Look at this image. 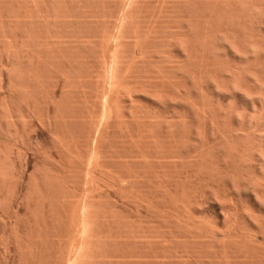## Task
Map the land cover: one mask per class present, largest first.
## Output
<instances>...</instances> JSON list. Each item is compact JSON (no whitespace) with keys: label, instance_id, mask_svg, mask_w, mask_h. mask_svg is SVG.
<instances>
[{"label":"bare ground","instance_id":"6f19581e","mask_svg":"<svg viewBox=\"0 0 264 264\" xmlns=\"http://www.w3.org/2000/svg\"><path fill=\"white\" fill-rule=\"evenodd\" d=\"M104 1L105 0H48V2H43L41 4L40 0L38 6L31 7L30 4L32 0H25L22 3H20L19 0L18 2L15 0H0V88L5 91V95H8V97L6 96L5 98L6 100L0 103V248L1 246L3 247L1 244H4V248L11 250L7 249V251L5 249L10 253L6 255V252L5 256L9 260H12L13 263L5 258L6 262L8 260L9 264H77L76 262L78 261L79 264H129L127 263L129 257L130 259L133 257L132 264H147L149 261V264H264V242H260L262 247L260 244V246H255V242L254 244L251 242L252 238L246 235L247 239L249 238L247 241L244 235L245 237L243 240H246L248 244L247 242L246 244L243 242L244 244L241 245L242 243L240 242V244L237 241L231 243L232 240L225 242L231 239L230 237H226L227 239L223 237L225 239H223V242H220V239V241L215 239L220 242L218 243L217 241V243H215L216 241L213 242L209 241V239H205L201 233L199 235L196 234L197 232L194 233L191 232L192 230L189 231V224H187L189 226L187 231L183 226L187 221H185V223L183 222V225H180L175 223L177 218L174 222L166 215L168 211L177 212L179 209L183 212L181 208H179V205L181 203L183 207L186 206L184 203L182 204L183 199H188V196L185 197V195L187 193V195H189L190 191L196 194V190L198 191L200 187L203 186L201 185L203 184V178L210 175L213 181L209 183L207 198H201L203 194H199L200 197L199 195L194 196L195 194L193 193L195 199H191V201H194V206L202 209L206 207L205 205L207 204H214L216 209L222 210L221 212L224 213L222 214L221 221L225 228L233 226L239 227L241 226L240 220L243 221V219H247L248 221H246L245 224L248 226L253 225V228L258 230V234L255 231L257 235H260L259 233L264 235V0H198L196 3H193L194 0H189V7L184 8L185 11H182V13L184 12V17L181 16L183 15L181 10L179 12L178 18L182 19H180V21L177 20V10L175 11L171 6L175 0L173 2L170 0L168 3L161 2L164 0H160V5L157 4L158 0H155L158 5L157 7H161H159L160 9L156 7L158 11H162V6L165 7L161 13L162 15H158L160 18L156 16L160 12L158 13L157 10L155 11V7L152 6L154 0H145L149 2L147 4L148 7L146 6L147 8L143 6L144 1L142 0L139 4L142 5V9L143 7H145V9L141 11L137 10L135 7L141 8V6L138 5V3V6H136L134 4L135 2H133L134 9L133 7L131 8L134 10H132L133 12H135V9L137 10L135 14L131 12L133 16L136 15L137 18L140 16L139 12L143 11L142 17H139V19L142 18V21L139 19V21H136L137 18L134 16L136 20H132L133 17H131L132 19L127 21L128 19L126 18L128 23L125 21V16L122 17L121 15H125L124 13L127 12V17L129 12L130 16L131 10L128 9L130 6L126 8V4L123 2L125 0H109L108 2L106 0L105 3ZM126 1L129 2L128 0ZM186 1L183 0L180 1L182 2L181 4L178 3V5H174H176L178 9V6L183 5ZM35 2L36 1H33V3ZM155 2H153V4ZM130 3L128 4L131 5ZM161 3H166L167 5H162ZM150 4L152 6L151 9H153L155 13L157 12L153 16L151 13L154 14V12H152L153 10L151 11ZM123 6L126 9L123 8ZM121 9L123 12L125 10V12H121ZM127 9L129 11H126ZM174 11L176 12L175 14ZM137 13H139V15H137ZM143 13L145 15H143ZM148 14L150 15L147 16ZM129 16L128 18H130ZM120 17L122 18L120 19L121 22H126L124 25L128 24L127 26L130 27L133 25L134 27L137 26V23L139 27L141 26L139 22L141 21V23H143L144 20V22L147 21V26H151L153 24H151V22H153V17H156V20L162 19L163 22L157 20L159 23L162 22L160 23V26L163 25V27H161L162 30L159 29V25L153 28V24L152 28L157 30V32L154 31L156 34L160 32L158 34L161 36L163 35L164 40H162L163 38L160 37V35L158 36V34L156 37L151 34L150 31L152 32L153 29H150V31L146 33L147 36L148 34L151 36L153 35L152 37L156 38L154 40L159 43L158 45H160L159 41L164 43V45L162 44L158 49L156 48L159 50V48L161 49L162 46H165L164 48L162 47L164 53L162 52L163 54H159L162 49L159 50V53L155 50L154 47L157 46V44L155 43L156 41L153 42V39L150 38L151 36L145 37L147 42L149 40L148 38L151 39L148 44H146V41L145 44L141 41L144 39V37L141 36H146L144 35V30H147L146 23L140 27L142 30L137 28L140 32L138 31L136 34V32H133V30L136 31V27H127L128 29L122 27L124 25L120 22ZM149 17L152 18L151 21L148 20ZM131 20L133 22H130ZM176 20L180 22L178 27L181 28V32H183L182 29L191 31L188 33L189 36L187 32L180 34L181 32L178 31L180 28H176ZM118 25H120V27ZM121 27L125 31L121 30ZM158 29L160 31H158ZM142 31L143 33H141ZM124 32H126V35H124ZM129 32H133L134 34L131 33L133 34L131 35ZM120 33H124L123 35L129 40H126L127 43H122V39L119 40L124 37L123 35L122 37ZM138 33H141V35L138 36ZM176 33L180 34V36H184L185 33L188 38L186 36L184 40L179 39L181 37ZM135 34L137 35L136 37ZM174 34L178 36L179 39L176 40V43L174 42ZM190 37H193V41H189ZM157 38L162 39L157 40ZM136 39L137 42L135 41ZM186 39L188 42L185 41ZM139 44L140 46H145L141 48V50L143 49V56L140 57L139 60L138 58L136 60L141 50L139 52L137 47V54L139 55H136L133 49L136 50V46ZM134 45H136L135 48ZM171 46L173 49H175V47L176 49L180 47L184 48L182 51L179 50V55L181 54L180 57L187 62L186 64L183 63V66H181L182 62L178 61L179 64L177 66L186 67L185 65H187L190 67H186V72L181 73V75H183L181 78L186 80V85H183L185 87L184 95L187 97H194L193 102L195 105L192 107L186 105L188 106L186 107L184 101L178 103L177 108L180 110L184 109L185 111L188 109L192 119H184V117L182 118L179 116V113L178 117L181 118V121L174 125L169 124V121L173 119L169 120L168 123L167 120L165 122L162 121L161 123L163 125L158 121L160 123L158 125L160 126H164L166 123L169 124L168 127L170 128L165 127L166 125L164 126V128H168L167 130L171 129L169 133L166 129L158 126L154 121H151V118L146 116L147 110L150 107L147 110L144 109L146 112L140 109L141 112L139 113V107V111L135 109L137 108L135 102L138 101H132L129 108L125 106L128 110L134 111V113H130L131 118H129L131 120H128L127 117L125 118V114L123 115L124 118H121L122 116L119 117V115L122 114L116 113L117 118H119L118 120H120L119 123L121 122V124L124 123L125 125V121H129L127 125L124 126L125 128L127 127L125 129L121 128L123 124L121 125L114 121L116 120L115 112L112 110V113L111 110L108 109V113L110 111L112 115L115 114L113 117L107 116L111 118V121L114 118V123L112 121L111 126L113 127L114 124L113 128L117 126V129L125 130V134H121L124 133L122 132L123 130H119V133V131L115 129L117 132L114 131V134L117 135L118 133L121 138L124 135L123 138L125 137V141L122 142L123 138L118 140L119 136L116 137V135H113L111 139L117 138L115 139V143L117 142L116 146L118 149L123 146L121 148L123 150L120 151V149V152L118 151V153H121L119 157L117 156L118 154H114L117 150L111 152L113 156H111L110 153V157H107L103 152L105 149L103 145H105L106 142L108 143L109 140H102V133L107 130L106 127V129L103 128L104 116L102 113H104L103 111L106 110V108H109V106L107 107V103L111 102V100H108L110 99L108 93L109 86L112 85V83L111 85L109 84L111 75L115 73L118 78L120 74H124L122 71H125V66L128 73H126V71L124 75H131L129 71H133L135 66H133L132 69L130 68L133 63L137 61L136 64L134 63V65H138L135 67L137 69L134 70L132 77H130H134L135 79L137 76L138 79H136V81H138V83H135L136 81H133V79L130 80L131 78L128 76H126L128 77L126 80H130L132 84L135 83L137 85L139 81L144 79V83H142V81L139 84V87L142 86V89H140H144L143 91L145 94L148 91L149 94L151 93L150 91H153L155 94L159 92L157 90L154 92V89L158 87L155 82L154 74V72L156 73V67H158L157 63L163 62L168 65L166 68L167 70H165L166 73L164 71L165 74L163 73V75H166L169 80L175 70V68L172 67L171 55L173 52L171 53ZM131 51L134 52L133 54L135 55H133ZM125 52L126 54L124 55ZM128 54L131 56L133 55L132 57L136 56L135 59L130 56L132 59L136 60L134 61L131 59L132 61H128L131 66L125 65V62H128L124 61V59H129ZM114 62L118 68L124 67L121 69L122 71L120 70L121 72L118 71L117 68H114ZM131 62L133 63L131 64ZM142 65H146L147 68H143ZM112 69H117L118 72L114 70L112 73ZM141 69L148 72L147 74L149 77ZM145 69H147V71ZM184 69L182 71H184ZM119 72L120 74L118 76L117 73ZM138 72L140 74H137ZM124 75L123 77L120 76L122 77V79L120 78L122 84L124 82L123 78H126ZM176 75L178 76V74ZM166 76H164V78ZM174 77L171 78L169 83L176 78ZM112 78L113 80L111 81L113 82L115 75H113ZM148 78L150 80L145 83V79ZM118 80L119 78L117 81ZM117 81L115 80V82ZM162 83L165 85L168 84L167 82ZM170 84L168 85L170 86ZM136 85L132 87L127 84L126 87L132 88H130V90H133V96L137 89L138 92L141 91ZM168 85H166V89L168 87L169 90ZM171 86H173V84ZM121 88H119V90ZM170 89L174 91V87H170ZM171 90H165L160 96L164 95V100L168 102L166 105H169L166 107L171 108L174 110L173 112H175L176 108L173 109L172 97L176 94L175 92H173L174 94L171 93ZM205 90L208 94L209 92L211 95L215 94L218 97L216 98L217 101L209 103L208 101L211 98L209 100L207 99V93L204 92ZM121 91H124V89H121ZM126 91L127 89H125L124 92ZM138 92L136 95H138ZM168 92L171 93V95ZM129 93L131 94L132 92L129 91ZM159 93L156 94L158 95ZM123 94L124 93H118L120 98ZM130 94L127 95L130 96ZM151 95V97H155V95ZM126 96L123 95V99ZM165 96H169L171 100H168V98L165 99ZM201 96L202 98L204 97L202 101H200L199 98ZM132 97L130 99H133ZM148 97L151 99L149 95ZM197 97L199 100L195 101ZM214 98L215 97H213V99ZM153 100L155 99L153 98ZM175 100L173 102L174 104L177 103V101L175 103ZM180 100H183V97ZM205 100L208 101L206 102ZM40 102L44 105L42 103L41 105ZM202 102L205 103L202 104ZM39 104L44 108L41 109ZM123 104L125 103L123 102ZM199 104L202 106L206 104V107H202ZM118 107H120V109L122 107L123 109V106H120V104ZM37 109H40L39 115L44 119L41 120L38 116L41 120L40 122L37 118L38 122H40L39 128L43 129V133L42 131L40 132L39 129L37 131L38 122L35 121V123H37L36 125L33 123V116H35L34 114L38 111ZM92 109L95 110V113ZM171 109L168 111H171ZM128 110H125L126 116L130 112H128ZM178 110L176 112L180 111ZM176 112L174 114L177 116ZM37 113L36 115H38ZM141 113H146L145 116L142 115V119L145 120L144 117H146L147 120H140L139 117L138 120H136L137 116ZM180 118L178 119L180 120ZM134 120H136V122ZM139 120L143 122L148 121L147 123L151 121L150 125H147L149 129H147V131L145 130L143 134L146 136L145 138H147L144 139L148 141L146 147L143 145L145 142L142 143L140 137H138L139 132L141 136V132L143 133V131L139 129V132H137V127L140 128V126L143 127V125H145V123L141 125L143 122H140L141 124L139 125ZM174 120L176 121V119ZM130 122H132V124H130ZM128 123L130 124L129 126ZM110 124L111 122L109 121V126ZM117 124L121 126L119 127ZM35 127L36 129H34ZM128 127H132L129 129L131 131L130 133L127 131ZM159 127L161 129H159L158 132L157 128ZM143 129L145 128L143 127L141 130ZM155 129H157V131ZM34 130L42 134L37 135ZM161 130L167 131L168 133H166L168 135L170 134V136H164V141L167 142L168 146L170 144L168 137L172 138L169 157L175 160L181 159L180 161L178 160V163L176 161L178 165L177 168L175 167L176 171L173 167L172 172H177L175 178L173 177L174 175H172L173 173L168 174V170L166 169L168 166L163 162V157L160 156L161 158H159V156H157L158 153L156 154V133H158V135L161 134ZM145 132L148 133V137ZM182 132L185 134L184 137L186 136V139L181 137ZM166 133H164V135H166ZM141 138V140L145 141L142 136ZM176 138H178V141ZM180 138L185 141L183 140L182 142ZM165 142H163L164 145L161 146L162 148L166 147L165 150L163 149L162 151V156L166 152V149H168L167 146H165ZM101 143H103L102 146ZM111 143L114 145V140ZM32 144H35L37 148H33ZM108 147L109 145L107 146V150ZM110 147H112V144ZM143 147L146 148L147 152L146 150H142L145 149ZM112 148H116L115 145ZM30 149L37 152L33 153L34 157L37 154L39 155L38 158L34 159L35 163H32V159L29 158L32 154ZM28 150H30L31 153L28 154V152H30ZM52 150L57 151H55L56 154L54 153V157L53 154H51L53 153ZM141 150L142 152L144 151V156L148 155H145V153H149L147 157H150V159L148 160L145 157L148 162L153 157L154 160L157 158L162 159V164L164 165L160 166L161 163L158 162V159L155 161V168L157 165L161 167V169L165 166V170L163 169L161 174L163 176L168 174V176L171 175L173 177L171 180L169 177L170 193H167L168 195L165 192L162 194L164 196L162 197L163 201H160L161 203L157 200L161 205V209L158 208L161 211L157 213L160 225L156 229V232L153 231V234L157 237V241L155 239L156 242L151 241V243L146 240L148 241V245L144 242L145 230L142 231V234L138 223L139 221L137 222L135 220L140 217L141 214L138 215L139 212H137V218H135L134 213L136 211H134V222L131 221L133 224L129 222L131 225L125 223L127 222L128 216H126V219H123L125 218L123 214L125 212H122L123 215H121L119 210L118 212L114 210L113 213H107V211L105 212V217L101 218L105 211L103 208L104 202L100 203V205L103 204V209L98 204L100 206L99 208H101L100 210L98 208V211L100 212L102 210L101 212L103 213L100 212L102 215L99 213L97 214L99 219L97 217L96 219H92V210H94L92 209V205L95 204L97 206L98 201L95 203L93 200L94 203H92V192L91 196L87 195L88 191L85 193L86 187H82L84 174L87 172L89 174L91 173V179L95 170L98 171L100 165H98L97 161H99V159L102 158L101 160H103V158L106 157L104 159H108L109 161L113 158L116 160V156L120 160L117 159L118 162L121 163L114 161V159L111 160L110 163L108 160L107 162L103 160L102 162H106V164L101 163L102 167L101 170L99 168V171L101 174L104 172V176L106 171H108L106 169L104 170V168H109L108 166H110L111 163L114 164L116 162V164L112 166H118V168H113L112 170H120L116 171L117 173L114 172L116 175L112 173L114 175L111 176V172L113 171L110 172V169V173L107 172L104 177L107 179L111 177L110 179L116 183L120 178L119 181L122 182V180L127 179L126 177L129 176L128 179L131 178L130 183H132L130 185L132 188V195H135L134 197H136L137 202L134 205L141 207L142 204L140 205V203H142V201L139 203L137 197L141 194L143 195V191L141 193V190L144 186L142 184L143 180L141 179L144 175L141 178L140 172H145L147 169V166L145 170H143L145 167L143 169L140 168L144 165L143 162L145 163V161H143L144 158H142L143 156L141 157ZM95 151L98 153L96 154ZM183 154L185 156H183ZM96 155L99 157L97 158ZM101 155H103V157ZM154 155H156L157 158H155ZM95 158L97 160H94ZM126 165L128 167L127 169L125 168ZM72 167L79 168V171H76V169L73 170L74 168ZM129 168L130 171L128 174ZM158 169L160 170V168ZM170 170H172V168ZM255 170H258V174L261 172V175L255 174ZM144 172L142 174H144ZM146 173L149 174L148 171H146ZM146 173L145 176L147 175ZM149 175L150 178H152L151 173ZM149 175H147V177ZM87 182L88 181H86V183ZM205 182L207 183L208 181ZM9 183L11 186H9ZM109 184L110 183H108V185ZM123 184L124 183H118L121 190L122 186L124 188ZM120 185L122 186L120 187ZM223 186L229 187L234 193H229V188L226 189L223 188ZM9 187H12L11 191ZM158 187L156 186L157 189H159ZM82 188H85L83 190L84 192ZM119 188L118 194L122 195L124 192H119ZM125 189L126 188H124V190ZM8 190L12 195H7L10 194ZM83 195H85V198L86 196H90L89 201L88 197L87 199L84 198V200L88 201V203L85 201L88 207H84ZM7 196L9 199H7ZM244 197L246 201L249 199L250 202H244ZM229 198L234 199L231 201ZM109 202L111 203V201ZM109 202L107 201L106 204ZM112 203L115 204L114 202ZM4 205L7 206V208L5 206L6 209ZM160 205H157V207ZM96 206H94V208L97 211ZM190 207L193 208V205ZM108 208L111 209V206ZM138 208H136L137 211ZM205 210L204 213L208 211ZM98 211H93L95 213L93 215L96 216ZM164 211L166 212L164 213ZM116 213L118 214L116 215ZM189 217L191 218V216ZM195 218V224H197L198 216ZM195 218L193 219L195 220ZM100 219L103 220L100 222ZM181 219L184 221L185 218L182 217ZM123 220H125V222ZM138 220L141 219L138 218ZM180 221L178 220L177 222ZM189 221L191 222L190 219ZM193 223L194 221L192 224ZM202 224L206 225L205 220ZM205 225H201L203 226L201 228H204ZM151 226L150 227L153 228V224ZM243 228L244 227L241 229ZM250 229H252V227ZM194 230L193 228V231ZM214 230L215 228L211 230V233ZM214 232L216 233L215 235H217V232ZM230 232H234V229L231 228ZM248 232H246V234H248ZM222 233L225 236L226 233ZM206 235L209 236L211 234ZM140 238L143 240L141 241L142 243L139 241ZM250 239L251 241H249ZM254 239L256 238L254 237L253 240ZM94 243L96 246L93 245ZM11 246L14 247L15 252H13ZM126 246H128V248ZM12 252L14 255H12ZM145 257L150 260L148 259V261H145L147 260L146 258L144 263L143 258ZM72 261L74 262L72 263Z\"/></svg>","mask_w":264,"mask_h":264},{"label":"rangeland","instance_id":"374dc122","mask_svg":"<svg viewBox=\"0 0 264 264\" xmlns=\"http://www.w3.org/2000/svg\"><path fill=\"white\" fill-rule=\"evenodd\" d=\"M15 1L18 2V0H15ZM23 1H25V0H19L20 3H22ZM33 1H36V2L33 3ZM39 1H40V0H32V3L30 4L31 7H32V6H35V7L38 6V2H39ZM108 1H109V0H107V2H108ZM128 1H129V2H127V1L125 0V1H123V2H124V4H126V8H127L128 6H130V7H128V9L131 10V11H130V16H129V12H128V16H129L130 18H128V16L126 17V15H127L126 13H127V12H125V10H124V12H125V13H124V12L122 11V9H121V12H123V13L125 14V15L121 14L122 17L125 16V21H126L127 19H128L127 21H129V19H132L131 17H133L132 20H136V19H134V18H135L134 16H136V15L133 16V13L135 14V12H136L137 10L141 11V10L145 9V7L147 6V4L149 3V2H146L145 0H143V1H144V2H143V6H145V7H143V9H142V5L139 4L140 1H142V0H135V1H134V0H128ZM131 1H132V2H131ZM137 1H138V2H137ZM148 1H149V0H148ZM152 1H153V0H152ZM169 1H170V0H167V1L164 0V1H161V2H167V3H168ZM171 1L173 2L174 0H171ZM176 1H177V0L174 1L175 3L173 2V5H174V4L178 5V3L181 4L182 2H180V1H183V0H180V1L178 0L177 2H176ZM185 1H186V0H185ZM190 1H193V0H190ZM190 1L187 0L186 3H183L184 6L188 4V5L185 6V7H184L183 5H181V6L179 5L180 8H179V6H178V9L176 8V7H177L176 5H174L175 8H176V9H175L174 6L170 4V5L172 6V9H174L175 11L177 10L176 12H178V13H176V12L174 11V14L176 13V16H177V20H178V21H180V19H181V18H178V17H179L178 15H179L180 10H181V13H182V11L184 10V8L189 7V2H190ZM196 1H198V0H194L193 3H196ZM43 2H48V0H41V4H42ZM105 2H106V0L104 1V3H105ZM130 2H131V3H130ZM133 2H135L134 4H135L136 6H138V5L141 6V8H139V7L137 8V7H135V8L137 9V10L135 9V12H133V11H134V10H133V9H134V7H133V6H134V5H133ZM153 2H155V0H154ZM153 2H152V6L155 7V11H156V10L158 11V9L161 8L160 6H159L160 8L157 7L158 5H160V4H159V3H160V0L157 1V4H158V5L156 4V2L154 3V4H155V5H154ZM29 3H30V1H29ZM39 3H40V2H39ZM128 3H130L132 6L129 5ZM137 3H138V5H137ZM145 3H146V4H145ZM32 4H33V5H32ZM124 4H122V5H124ZM141 4H142V3H141ZM161 4H162V3H161ZM165 4H166V3H165ZM165 4H162V5H165ZM39 5H40V4H39ZM162 5H161V6H162ZM166 5H167V4H166ZM150 6H151V4H150ZM152 6L150 7V9L152 8ZM132 7H133V9H131ZM147 7H148V6H147ZM147 7H146V8H147ZM156 7H157L158 9H157ZM181 7H183V8H181ZM123 8H125V7L123 6ZM126 8H125V9H126ZM164 8H165V7L162 6V11H163ZM128 9H127L126 11H129ZM150 9H149V10H150ZM132 10H133V11H132ZM152 10H153V9H151V11H152ZM145 11H146V10H145ZM162 11H161V10L158 11V13H159V12H160V13L156 15L157 18H160L159 16L162 15V14H161ZM184 11H185V10H184ZM121 12H120V13H121ZM131 12H133V13H131ZM142 12H143V11H142ZM142 12H139V13H140V16L142 15ZM146 12H149V11H146ZM152 12H154V10H153ZM120 13H119V16H120ZM139 13H137V15H139ZM144 13H145V12H144ZM144 13H143V15H145ZM156 13H157V12H156ZM156 13L154 12V14H153V13H151V14H152V16H153V15H155ZM181 13H180V14H181ZM131 14H132V15H131ZM160 14H161V15H160ZM182 14H183V15H181V16L184 17V12H183ZM149 15H150V14H148L147 16H149ZM158 15H159V16H158ZM119 16H118V17H119ZM140 16H138V18H137V16H136V18H137L136 21H139V20L142 19V18L139 19ZM147 16H146V19H147ZM152 16H151V17H152ZM141 17H142V16H141ZM151 17H149L148 20L151 21V19H152ZM126 18H127V19H126ZM143 18H144V17H143ZM120 19H122V18L120 17L119 20H120ZM138 19H139V20H138ZM132 20H131L130 22H133ZM157 20L159 21L160 19H157ZM157 20H156V17H153V19H152L153 22H151V24L153 23L154 26H153V24H152L151 26H147V23H146L147 21L144 22L145 20L143 21V23H141L142 20L139 22V23L141 24V26H139V27H138L139 24L137 23V26H135L136 28L134 27V25H133V23H132L133 26H131V27H133V28L136 29V31L133 30V32H134V33L136 32V34H137V32L139 31L138 29L142 30L140 27H142V25H143V24L145 25V23H146V26H147L146 29H147V30H144V31H145V32H144V35H146V36H141V37H144V39L141 40V41H143V44H145V43L147 42V40H145V37L151 36V35H149V34H148V36H147V33H146L147 31H150V29L152 30V29L155 28V26H157V25H159V29L162 30L161 27H163V25L160 26V25H161L160 23H162L163 21H162V19H161L160 21H162V22L159 23ZM177 20L175 21V24H176V28L178 29V28H180V27H178V26H179L178 24H179L180 22H178ZM181 20H182V19H181ZM127 21H126V22H127ZM154 21H155L156 25H155ZM156 21H157V22H156ZM120 22H121V20H120ZM120 22H119V23H120ZM126 22L123 21V22H121V23H123L122 25H124V23H126ZM177 22H178V23H177ZM127 23H128V22H127ZM148 23H149V21H148ZM157 23H159V24H157ZM130 24H131V23H130ZM122 25H121V26H122ZM127 25H128V24H125V25L122 26V27H123V28H127V27L131 28L130 26H127ZM135 25H136V24H135ZM149 25H150V23H149ZM118 26L120 27V25H118ZM152 26H153V28H152ZM172 26H173V25H172ZM119 27H118V28H119ZM122 27H121V30H123ZM143 27H144V26H143ZM148 27H149V30H148ZM173 27H174V26H173ZM137 28H138V29H137ZM144 28H145V27H144ZM157 28H158V27H157ZM119 29H120V28H119ZM127 29H128V28H127ZM127 29H126V30H127ZM159 29H158V31H160ZM172 29H174V28H172ZM172 29H171V30H172ZM182 30H183V32H187V34L191 32V31H189V30H188V31H186V30H184V29H182ZM118 31H119V30H118ZM118 31H117V35H118ZM123 31H125V30H123ZM123 31H121V32H123ZM129 31H130V29H129ZM131 31H132V30H131ZM154 31L157 32L156 29H153L152 32L150 31V33L153 34V35L156 37L157 34L160 33V32H158V33L156 34V32H154ZM173 31H174V30H173ZM178 31L181 32V28H180V30H178ZM133 32H131V33H133ZM139 32H140V31H139ZM183 32H181L180 34H182ZM124 33H125V34H124ZM124 33H122V34L120 33V35H121V36H122L123 34L126 35V32H124ZM127 33H128V32H127ZM129 33H130V32H129ZM131 33H130V34H131ZM134 33H133V34H134ZM141 33H143V31H142ZM141 33H140V34L138 33V36H140ZM145 33H146V34H145ZM133 34H131V35H133ZM136 34H135V37L137 36ZM162 34H163V33H162ZM176 34L180 36V34H178V33H176ZM191 34H192V33H191ZM124 35H123V36H124ZM131 35H130V36H131ZM153 35H152V36H153ZM159 35H160V34H158V36H159ZM115 36H116V35H115ZM123 36H122V37H123ZM127 36H128V34H127ZM152 36H151L150 38L153 39V42L156 41V40H154V39H156V38H155V37L153 38ZM175 36H176V35L174 34V38H175V39H174V38H173V39H174L175 41H174V40H173V41L176 43V40H179V39L184 40V39L186 38L187 35L184 33V36H185V37L182 35L183 37L180 36L181 38H179V39H178V36H176V37H175ZM188 36H189V34H188ZM188 36H187V38H188ZM190 36H191V35H190ZM128 37H129V36H128ZM160 37L163 38V35H162V36L160 35ZM123 38H124V39H123ZM123 38H120L119 40H121V39H122L123 41H126V40H127V38H126L125 36H124ZM125 38H126V39H125ZM150 38H148V39L151 41ZM162 38H161V39H162ZM190 38H191V37H190ZM190 38H189V41H193V37H192L191 39H190ZM115 39H117V38H115ZM128 39H129V38H128ZM159 39H160V38H157V40H159ZM161 39H160V40H161ZM149 40H148V42H147L146 44H148V43L150 42ZM162 40H164V38H163ZM123 41H121V42H122V43H127V41H129V40H127L126 42H123ZM135 41L137 42V39H136ZM145 41H146V42H145ZM185 41H187V39H186ZM159 42H160V45H158L159 43H157V41L155 42V43L157 44V46L154 47L155 50H157L158 47H160L162 44L164 45V43H161V41H159ZM187 42H188V41H187ZM140 44H142V43H140ZM140 44H139L138 46H136L137 43H136V45H134V48H135V46H136V50H135V49H133V50H134V52H135L136 55H139V54H137V53H138V49H139V52H140L141 48H142V47L144 48V46H145V45H144V46H140ZM123 46H125V45H123ZM137 47H138V49H137ZM139 47H140V48H139ZM162 47H163V46H162ZM162 47H161V49H162ZM164 47H165V46H164ZM164 47H163V48H164ZM174 47H175V46H174ZM123 48H125V47H123ZM156 48H157V49H156ZM171 48H172V46H171ZM125 49H127V48H125ZM161 49L159 48V50H161ZM159 50H157L158 53H159ZM170 50H171V53L173 52L172 55H171V57H172V67L175 68V70L173 71L172 76L170 77V80H171V78L174 77V75H175V77H176V76H177L176 74H178V76L176 77L178 80L174 77L175 79L172 80V81L170 82V83L173 84V86H171L172 84L169 83V81H170L169 78H168L166 75H163L164 71L167 70L166 68L168 67V65L165 64V63H163V62H162V63H157L158 65H157V64H156V65H157L158 67H156V73L154 72V74H155V82H156V85H158V87H157V88L155 87L156 89H154V92H156L155 90L159 91L160 93H159V92H156V93H159L158 95H157L156 93L154 94L153 91H150L151 93L149 94V93H148V92H149L148 90H147L148 92H146V94H145V92L143 91L144 89L141 90V89H142V86L139 87V86H140L139 84H140L142 81H143L142 83H144V79H143V80L140 79L141 81H139V84L136 85L135 83H138V81H136V79H138L137 76H136L135 79H134V77L131 78V77H132V73H134V70L137 69V68H135V67L138 66V65H137V66L134 65V63H135V64L137 63V61H136L137 58H138V60H139V58L143 56V49L141 50L142 55H141V52H140L139 57H138V56H137V57H136V56L132 57V56L135 55V54H133L134 52L131 51L133 55L131 56L130 54H128V55H129V56H128L129 59L127 58V56H126L127 60L124 59V61H127V62H128V61L131 60L132 58L135 59V57H136V60L132 59V60H134V61H136V62H134V61H133L134 63L131 62V64L133 63V65H132L131 68H130V66H131V65H130V62H128V63L125 62V65H127V66L130 65V66H129L130 69H132L133 66H135V67L133 68V69H134L133 71L130 70L131 73H130V71H129V74H131V75H127V74H126V76H128V77L131 76V77H130L131 79L129 78L130 80L133 79V81H134V80L136 81L135 83H133L134 85L130 82V80H129V81L126 80V79L128 78V77H126V76L124 75L126 71H127L126 73H128V70L126 69V66L123 65V66H125V68H124V67H122V68H118V66L116 65V63H115V62L113 63V64H114V68H117L118 71H120V70L123 69V68L125 69V71H124V70H123V71L121 70L122 72H124V74H123V73L120 74V72H121V71H120L119 73H117V75L119 76V74H120V76H122V77H123V75H124L126 78H123V79H124L123 84H122V82H121V81H122V80H121L122 77L119 76V77H118L119 80L117 81L118 78L116 77V74L113 73V71H114V70H116V72H118V71H117V69H114V70L112 69V73H113V74L111 75V79L109 80V81H110L109 84L111 85V83H112V85H111L112 87L109 86V87H110L109 90H110V92H111V90H112V92H111L112 94H111V93L109 92V90H108L109 97H110V99H108V100H109V101L111 100V102H108V103H107V107L109 106V108H106V110L103 111L104 113H102L103 116H104V117H103V122H104V124H103V128L106 127L107 130H106L104 133H102L104 138L100 135V136L102 137V140H104V141H108V140H109L108 143H107V142H106V143L104 142L106 146L103 145V148H105L103 152L107 155V157H110L109 154H110L112 151H115V150H117V151H116V153H114V154H118L117 156L119 157V156H120L119 154H121V153H118V151L123 147V146H122L120 149H118L117 146H116L117 142L115 143V141H116L115 139H117V138H113V139H111L113 135H116V134H114V131H115V129H117V126H115V128H113V127H114V124H113V127H112L111 125H112V121H113L114 118H113L112 121H111V120H110L111 118H108L107 116L109 115V117H113V115L115 116L116 113H119V114H122V115H119V117H121V116H122L121 118H124V117L126 118V117H127V119L129 120V119L131 118V114H130V113H131V112L134 113V111H131L130 109L128 110V108H129V106L131 105L132 101H134V102H135V101H138V102H135V104L138 105V106L136 105L137 108H135V109H137V111H139L140 109H143V110L145 109V110H147L149 107L151 108V109L149 108V109L147 110V115H146V113H141V114H140L141 116H140V115L137 116V115H138V113H137V115H136V116H137V119H136V120H138V117L140 118V120H143V119H142V118H143L142 115H144V116L146 115L147 117L151 118V121H154V122L158 125V124H160L162 121L165 122V121L167 120V123H168L169 120H172V119L174 120V119H176V121H175V120H174V121H173V120H172V121H169V124L174 125L175 123H179V121H181V118H180V117H182V118L184 117V119H189V120L192 119V116L190 115L191 113L189 112L188 109H187V111H188L189 113H188L187 111H185L184 109H183V110H182V109L180 110L179 108H177V107H178V103H181V102H184V101H185L184 104L186 103L185 106H186V105H189V106L192 107L193 105H195L194 102H193V101H194V97L192 98V97H187L186 95H184V94H185V91H184V90H185V87H184V86L186 85V80H184L183 78H181V77L183 76V75H181V73H182V72H186V70H187L186 67H187V68L189 67V66L185 65L187 61L185 62L184 59H183L182 57H180L181 54L179 55V50L182 51V50H184V48H183V47H180V48H177V49H176V47H175V49L172 48V49H170ZM172 50H173V51H172ZM128 51H129V50H128ZM163 51H164V49H162V50L160 51L159 54H163V53H164ZM126 52H127V51H126ZM126 52L124 53V55L126 54ZM162 52H163V53H162ZM129 53H130V52H129ZM130 56H131L132 58H131ZM132 60H131V61H132ZM178 61H179V62H182V63H181V66H183V65H182L183 63H185L184 65H185L186 67H178V66H177V65L179 64ZM138 62H139V61H138ZM160 62H161V61H160ZM217 62H219V61H217ZM188 63H189V62H188ZM159 64H161V65H159ZM115 65H116V66H115ZM188 65H190V64H188ZM179 66H180V65H179ZM140 67H141V66H140ZM142 67H143V68H145V67L147 68L146 65H144V66L142 65ZM142 67H141V68H142ZM138 68H139V67H138ZM182 68H183V69L185 68L184 71H182V70H183ZM189 68H190V67H189ZM141 70H143V72L146 73V74L148 73V72H145L144 69H141ZM145 70L147 71V69H145ZM154 70H155V66H154ZM178 70H179L180 72H179ZM141 73H142V72H141ZM165 73H166V71H165ZM165 73H164V74H165ZM179 73H180L181 76L179 75ZM137 74H140V73L138 72ZM146 74H145V75H146ZM113 75H115V78H114V81L112 82L111 80H113V78H112ZM141 75H142V74H141ZM147 75H148V74H147ZM164 76H166V77L164 78ZM141 77H142V76H141ZM143 77H144V75H143ZM148 77H149V75H148ZM116 78H117V79H116ZM120 78H121V79H120ZM145 78H147V77H145ZM162 78H163V79H162ZM167 78H168V80H167ZM180 78H181V79H180ZM115 80H116L117 82H115ZM125 80H126V83H125ZM149 80H150L149 78H148V79H145V81H146L145 83H147ZM189 80H190V79H189ZM194 80H195V79H194ZM119 81H120V82H119ZM175 81H176V82H175ZM184 81H185V83H184ZM128 82H129V83H128ZM162 82H167L168 84H170V86H169L168 84H166V85L169 86V90H171L170 87H172V88L174 87V91H173V89H172V90H171L172 92H171V91H170V92H171V93L175 92L176 95H173V97H172V96H171V97H172V99H173L172 101L174 102V100L176 99V100H175V103H176V101H177V103L174 104L172 101H171V102H172V104L174 105V106H173V109L176 108V109H175V112H176L178 109L180 110V111L178 110L179 112H176V113H177V116L174 114V113H175V112H173L174 110H172L171 108H167L169 105H166V104H168V102H167L166 100H164V97H163L164 95H163V96H162V95L160 96V94H163V92H164L165 90H166V91H169V90H168V87H167V89H166V85L163 84ZM173 82H174V83H173ZM117 83H118V84L120 83L121 85L119 84V85H120V86H119ZM161 83H162L163 85H162ZM179 83H180V84H179ZM182 83H183V84H182ZM114 84H115V85H114ZM125 84H126V85H125ZM127 84H129L130 86H132V85H133V86L136 85V87L138 86L139 89L141 88L140 90H141L143 93H142L141 91L138 92V89H137L136 93L138 92V95H136V93H135L134 96H135V95H136V96L134 97V96L132 95V94H133V90H132V91L130 90L131 87H130V88L128 87L129 89L126 88V87H127ZM131 84H132V85H131ZM116 85H117V86H116ZM141 85H142V84H141ZM159 85H160V87H159ZM161 85H162V86H161ZM164 85H165V86H164ZM183 85H184V86H183ZM113 86H114V87H113ZM124 86H125V88H124ZM133 86H132V87H133ZM121 87H123V88H121ZM136 87H135V88H136ZM113 88H115V89H113ZM119 88H121L122 90L124 89V91H125V89H127L128 92L126 91V92H127V93H126V92H124V91H121V89L119 90ZM175 88H176V89H175ZM183 88H184V89H183ZM131 89H132V88H131ZM133 89H134V88H133ZM113 90H114V91H113ZM179 90H180V91H179ZM129 91L132 92V93L130 94ZM178 91H179V92H178ZM182 92H183V94H182ZM204 92H206V90H205ZM0 93H1V94H0V103H1L2 101L4 102V100H6L5 98H6V96L8 97V95H5V94H6L5 91H3V89L1 90V88H0ZM4 93H5V94H4ZM113 93H114V94H113ZM118 93H119V94H120V93H121V94L124 93V94H123L124 96H126L127 94H130V96H131V95L133 96V97L131 96L133 99H130L131 97L128 96V95H127L126 97H124V99H123V95H121L122 97L120 98V96L118 95ZM125 93H126V95H125ZM166 93H167V92H166ZM168 93H169V92H168ZM171 93H169V94L171 95ZM178 93H179V94H178ZM206 93H207V92H206ZM151 94L155 95V97H151V96H152ZM164 94H165V93H164ZM169 94H168V95H169ZM173 94H174V93H173ZM177 94H178L179 96H178ZM116 95H117V96H116ZM139 95H140V96H139ZM143 95H144V96L146 95V96L144 97ZM148 95L150 96L151 99H149ZM156 95H157V96H156ZM165 95H166V94H165ZM182 95H184V96H182ZM2 96H3L4 98H3ZM118 96H119V97H118ZM159 96H160V98H159ZM181 96L183 97V100H180V99H182ZM203 96H204V93H203ZM206 96H207V99H208V100L211 98L209 101H208V100H205L206 102L208 101L209 103H213V101L216 102V101H217L216 98H218L215 94H214V95H211L210 92H209V94L207 93ZM209 96H210V97H209ZM212 96L215 97V98L213 99ZM107 97H108V96H107ZM109 97H108V98H109ZM114 97H116V98H114ZM128 97H130V98H128ZM162 97H163V98H162ZM176 97H177V98H176ZM180 97H181V98H180ZM204 97H205V96H204ZM204 97H203V98H202V96L199 97V98H200V101H202V99L204 100ZM2 98H3V100H2ZM118 98H120V99H118ZM153 98H154L155 100H153ZM158 98H159V99H158ZM166 98H168V100H171V99H169V96H168V97L165 96V99H166ZM174 98H175V99H174ZM178 98H179V99H178ZM184 98H185V99H184ZM199 98L197 97L195 101L199 100ZM125 99H126V100H125ZM119 100H120V101H119ZM124 100H125V101H124ZM158 100H159V102H158ZM163 100H164L165 103L163 102ZM178 100H179V102H178ZM156 101H157V102H156ZM211 101H212V102H211ZM113 102H114V103H113ZM121 102H122V103H121ZM123 102H124L126 105L123 104ZM134 102H133V104H134ZM139 102H140V104H139ZM147 102H148V103H147ZM41 103H42V102H40V104H41ZM118 103L120 104V106H123V109H124V110L122 109V107H121V109H120V107H118V106H119ZM203 103H205V102H202V104H203ZM40 104H39V105H40ZM42 104H43V103H42ZM42 104H41V105H42ZM108 104H109V105H108ZM113 104H114V105L116 104L117 107H116V105H115V108H114V105H113ZM159 104H160V105H159ZM39 105H38V107H39ZM41 105H40V107H41ZM43 105H44V104H43ZM142 105H143V106H142ZM199 105H200V104H199ZM125 106H128V108H127V107L125 108ZM166 106H167V107H166ZM200 106H202V105H200ZM203 106L206 107V104H204ZM203 106H202V107H203ZM138 107H139V110H138ZM143 107H144V108H143ZM186 107H188V106H186ZM194 107H196V106H194ZM197 107H199V106H197ZM42 108H44V107L42 106L41 109H42ZM110 108H111V109H110ZM117 108H118V109H117ZM108 109L111 110L112 113H113V111H114L115 114L112 115V113H110V111H109V113H108V112H107ZM119 109H120V110H119ZM169 109H171L172 112H171V111H168ZM199 109H200V108H199ZM37 110H38L39 112L36 111V113L38 112V113H37L38 115H36V113L34 114L35 116H33V117H34L36 120L33 118V121H34L33 123H35V121L38 122L37 118H38V116L40 117V115H39V113H40V109H37ZM102 110H103V109H102ZM112 110H113V111H112ZM118 110H119V111H118ZM121 110H122V113H121ZM125 110H126V111L128 110V112L130 111V112H129L130 115L127 113L128 115L126 116V111H125ZM143 110H142V111H143ZM145 110H144V111H145ZM92 111L94 112L95 110L92 109ZM100 111H101V110H100ZM100 111H99V112H100ZM116 111H117V112H116ZM124 111H125V112H124ZM144 111H143V112H144ZM181 111H185L186 113H185V112H181ZM200 111H202V110H200ZM93 112H92V114H93ZM96 112H97V110H96ZM123 112H124V113H123ZM135 112H136V111H135ZM140 112H141V110L139 111V113H140ZM145 112H146V111H145ZM169 112H170V113H169ZM94 113H95V112H94ZM97 113H98V112H97ZM179 113H180V115H179ZM182 113H183V114H182ZM110 114H111V116H110ZM124 114H125V115H124ZM135 114H136V113H135ZM154 114H155V115H154ZM171 114H172V115H171ZM187 114H188V115H187ZM123 115H124V117H123ZM152 115H153V116H152ZM173 115H175L176 117L173 116ZM178 115H179L180 117H178ZM189 115H190V116H189ZM42 116H43V115H42ZM158 116H159V117L161 116V117L159 118ZM169 116H170V117H169ZM115 117H116V118H115L116 120L119 119V118H117V114H116ZM129 117H130V118H129ZM172 117H173V118H172ZM186 117H188V118H186ZM190 117H191V118H190ZM144 118H145V120H147L146 117H144ZM149 118H148V119H149ZM166 118H167V119H166ZM178 118H180V120H179ZM38 119H39V118H38ZM40 119H41V120H44V119L41 118V117H40ZM40 119H39V121L41 122ZM127 119H125V120H127ZM116 120H114V121L117 122V123H119L120 120H118V121H116ZM121 120H123V119H121ZM125 120H124V121H125ZM128 120L125 121V122H126L125 125H127V122H129ZM130 120H131V119H130ZM136 120H134V121L136 122ZM140 120H139V123H138L139 125H140L143 121H145V120H143V121H140ZM149 120H150V119H149ZM193 120H194V118H193ZM109 121L111 122V124H110L111 127L109 126ZM114 121H113V123H114ZM151 121H150L149 123H147V122H148V121H147V122H143V123L141 124V125H143V124L145 123V125H146V126L143 125V127L145 128V129H143V130H141L143 127H141V126H140V128L137 127V132H139V129H140V131H143V133L141 132V136L143 137V139L146 137V136L143 135V134H144V131H145V130L147 131V129H149V128L147 127V125L149 126L150 123H151ZM156 121H157V122L159 121L160 123H159V122L157 123ZM40 122H38V124L35 123V125H36V124L38 125V127H37V131H38V129H39V131H40V132L42 131V133H43V132H44L43 129L39 128V125H40L39 123H40ZM122 122H123V121H122ZM132 122H133V121H132ZM132 122H130V124H132ZM140 122H141V123H140ZM170 122H171V123H170ZM167 123H166V124L164 123V124L166 125V126L164 125L165 127H168V126H169V124H167ZM119 124H121V122H120ZM119 124H117L119 127L123 124V125H122L123 127L121 126V128H125V127H124V126H125L124 123H122L121 125H119ZM130 124L128 123V126H129ZM136 124H137V123H136ZM161 124H162V123H161ZM42 125H43V121H42ZM42 125H41V126H42ZM162 125H163V124H162ZM171 125H170V126H171ZM41 126H40V127H41ZM155 126H156V125H155ZM158 126H160V125H158ZM164 126H160V127H163V129H166V130H167L168 128H170V127H168V128H164ZM160 127L157 128V129H158V132H159V129H161ZM42 128H43V127H42ZM106 128H105V129H106ZM108 128H109V131H108ZM110 128H111V129H110ZM126 128H127V127H126ZM126 128H125V129H126ZM130 128H132V127H130ZM130 128L128 127V129H127V131H128L129 133L131 132V131L129 130ZM155 128H156V127H155ZM171 128H172V126H171ZM34 129H36V127H35ZM157 129H155V130L157 131ZM163 129H162V130H163ZM117 130L119 131V130H123V129H117ZM117 130H116L115 132H117ZM131 130H132V129H131ZM162 130H161V131H162ZM34 131H35V133H37L36 130H34ZM107 131H108V132H107ZM127 131H126V132H127ZM167 131L170 133L171 129H170V130H167ZM167 131H166V132H167ZM40 132L37 133V135H38V134H39V135L42 134V133H40ZM101 132H102V130H101ZM122 132H124V133H121V134H125V130H123ZM166 132H165V131H162V133L159 134V135H158V133H156V134H157V136H156V140H155V141H156V154L158 153L157 156H159V158L163 157V158H162V159H164L163 162L165 163V165L168 166V167L166 166V167H167L166 169L168 170V174H172V173H173V172H172V171H173V167H174V168H175V167L177 168L178 165L176 164V161H177V163H178V160H179V159H178V160H175L174 158H172V157L170 158V157H169V156H170V147H171V140H172V138H169V137H168V140H169L170 142H169L167 139H165L166 141H168V142L170 143L169 146H168L167 142L164 141V138H165L164 136L167 137V136H170V134L168 135V134H167L168 132H167V133H166ZM119 133H120V131H119ZM145 133H146V132H145ZM164 133H166V135H164ZM104 134H106V135H104ZM111 134H112V135H111ZM147 134H148V133H146V135H147ZM182 135H183V136H182ZM182 135H181V137L184 138V139H186V138H185L186 136L184 137L185 134H183V132H182ZM105 136H106V137H105ZM117 136H119V139H118V140H120L121 137H120V135H119L118 133H117L116 137H117ZM123 136H124V135H123ZM123 136H122V138H123ZM141 136H140V132H139V136H138V137H140V141H141L142 143L145 142V144H143V145L146 147V143H147L148 141H146L145 139H147V138H145V139H144L145 141H143V140H141V139H142ZM101 137H100V138H101ZM147 137H148V135H147ZM179 137H180V136H179ZM105 138H106V139H105ZM107 138H108V139H107ZM122 138H121V139H122ZM182 138H180V139L182 140ZM124 139H125V137L123 138L122 142L125 141ZM148 139H149V138H148ZM176 139H177V141H178V138H176ZM184 139H183V140H184ZM110 140H111V141H110ZM113 140H114V143H115L114 145H115V147H116L117 149H116V148H112V147L114 146L113 143H111V142H113ZM118 140H117V141H118ZM183 140H182V142H183ZM184 141H185V140H184ZM120 142H121V141H120ZM163 142H165V143L167 144V145L165 144V146H167L168 149H166V152L164 151L165 153H164L163 156H162V153H163L162 151H163V149L165 150V148H166V147H164V148L161 147V146L164 145ZM33 143H34V142H33ZM124 143H125V142H124ZM102 144H103V143H101V146H102ZM111 144H112V147H110ZM120 144H121V143H120ZM120 144H119V145H120ZM30 145H31V144H30ZM32 145H33V144H32ZM108 145H109V147H108V150H107V146H108ZM121 145H122V144H121ZM35 147H36V146H35V144H34V145H33V148H35ZM118 147H120V146H118ZM145 147H143V148H145ZM36 148H37V147H36ZM111 149H112V150H111ZM113 149H114V150H113ZM160 149H161V150H160ZM30 150H31V149H30ZM30 150H28V151H30ZM32 150H33V149H32ZM32 150H31V151H32ZM97 150H98V148H97ZM102 150H103V149H102ZM105 150H106V151H105ZM122 150H123V149H121L120 151H122ZM142 150H146V148H145V149H142ZM142 150H141V152H142ZM167 150H168V151H167ZM31 151L28 152V154L31 153ZM55 151H56V150H52L53 153H51V154H53V157H54V153L56 154V152H57V151H56V152H55ZM120 151H119V152H120ZM160 151H161V152H160ZM95 152H96V151H95ZM146 152H147V150H146ZM26 153H27V152H26ZM33 153H37V152L32 151V154H33ZM97 153H98V152H96V154H97ZM104 153H102V154H104ZM143 153H144V151L142 152L141 157L143 156L142 158H144V160H143V159H142V160L145 161V163L143 162V164H144L145 166L142 165V167H140V168L143 169V168L145 167V168L143 169V170H145V169H146V166H147L146 171H148L149 174L151 173V177H152V178H150V175H149L148 173H146V171L144 172L143 170L140 169L141 171L144 172V174H142L143 172H140V177H141V178H142V176L144 175L143 178L141 179V180H143V183H142V184H143V186H144L143 189L141 190V193H142V191H143V195L141 194L143 197H142L141 195H139V196L137 197V200H138L139 203H140V201H142V203H140V205L142 204L141 207H139V206H137V205H134V204L137 203V202H136V197H134L135 195H134V194L132 195V188H131V186H130L132 183H130V181H131L130 179H131V178L128 179L129 176L126 177L127 179L122 180V182L119 181V180L121 179V178H120L119 180L116 181L117 184H116L113 180L110 179L111 177L108 176V177H109L108 179H109L110 182L108 181V179H107L106 177H104V176H106L107 172H109L110 169H111L110 172L113 171V172H111V176L114 175V174L116 175V173H117L116 171H119V170H120V169H119V170L114 171L115 169L118 168V166H117V165H116L117 167L112 166V165H115L116 162H118V160H119L115 155H114V156H115L116 160H115L114 158H113V159H114V161H116V162H115L114 164H113V163L110 164V166H111L112 168H111L110 166H108L109 168H107V167L104 168V167H103L104 170H105V169L108 170V171H106V173H105L104 176H103L104 172H103V174H101L100 171H99V168H100V170H101V167H102V166H101V163H102V164H103V163L106 164V162H107V160H108V159H104V158H106V157L103 158V160H106V162H102V161H103V160H101L102 158L99 159V161H97V162H98V165H100V167L97 166V167H98V171L95 170V173H94V174H95L96 177H95L94 174H93V175H92L93 177H91V179H92V178H93V179L91 180V179H90V176H91L90 174H91V173L89 174V173L87 172L88 174H87V173L84 174V178H83L84 180H83V186H82V187H86V189H85V188H82V191L85 189V193L88 191L87 195H90V196H91V192H92V194H93V195H92V197H93V198H92V203H94V202L96 203V202L98 201V203H97V206H98V207H97L95 204L92 205V206H93L92 209H94V210H92V219H93V218L96 219L97 214H99V213L102 211V210H101L100 212L98 211V208H99L100 206H101V208H102V205H103V204L100 205V203H104V202H105V204H106L107 201H108V202L111 201V203L109 202L108 204H106V205L104 204V205H103V208H104V210H105V211L103 210V211H104V214H103L102 217H101L100 215H98V216H100L101 218H104V217H105L104 215H105V212H107V211H108L107 213H110V212L113 213L114 210H116L115 212H118V210H119V213H120L121 215L124 214V216H125V218H123V219H126V218H127L126 216H128V218H127V220H126L127 222H125V220H123V221H124L125 223H129V222H130V223L133 224V222H134V217L137 218V217H136V214H137V212H139L138 215H140V214H141V215H140V217H138V218L141 219V220H138V218L135 219V220H136L137 222L139 221L138 223H139V226H140V229H141V233H142V234H143L142 231L145 230V232H146L145 234H146V235L144 234V236H145V237H144V242L147 243L148 241H149V242H151V241H155V239H156V241H157V237H155L156 235L153 234V231L156 232V229H157V228L159 227V225H160V220H159V216H158L157 213L161 211V210H160V209H161V208H160V207H161V205H160L161 202H160V201H163V200H162V197L164 196V195H162V194H163L164 192H165L166 194H167V193H170V188H169V184H170V183H169V182H170L171 178H172V179H173V177L175 178V175L177 174V172H175V173L172 174V175H174L173 177H172L171 175L168 176V174H167L166 176H165V175L163 176V175L161 174V171H162L163 169L165 170V166H164L163 169H161V167H158V165H157V167L160 168V170H159L157 167H156L157 169L155 168V161L158 160L159 158H157V156L154 155L155 158H157V159L154 160V159H153L154 157H153V158H151V160L148 162V160L150 159V157H147V156L149 155V153H145V155L148 154V155H146V156H144ZM32 154L30 155V157H29V155H28V157H29L30 159H32V163H35V160H34V159L38 158L39 155L37 154L38 156L36 155V156L34 157V154H33V155H32ZM31 156H32V157H31ZM101 156L103 157V155H101ZM104 156H105V155H104ZM111 156H113L112 153H111ZM150 156H151V155H150ZM160 156H161V157H160ZM183 156H185V155L183 154ZM96 157H97V155H96ZM98 157H99V156H98ZM98 157H97V158H98ZM121 157H122V155H121ZM121 157H120V158H121ZM145 157L148 159L147 161H146V158H145ZM151 157H152V156H151ZM167 158H168V159H167ZM54 159H55V158H54ZM110 159H111V158H110ZM113 159H111V160H113ZM117 159H118V160H117ZM122 159H123V157H122ZM122 159H121V161H122ZM162 159H159V160H158V162L161 163L160 166H161V165H164V164H162V163H163V162H162ZM55 160H56V159H55ZM94 160H97V159L95 158ZM111 160H110V161H111ZM142 160H141V161H142ZM160 160H161V161H160ZM165 160H166L167 162H166ZM180 160H181V159H180ZM180 160H179V161H180ZM108 161H109V160H108ZM110 161H109V163H110ZM119 161H120V160H119ZM122 162H123V161H122ZM146 162H147V163H146ZM99 163H100V164H99ZM109 163H108V165H109ZM118 163H121V162H118ZM156 163H157V162H156ZM159 163H158V164H159ZM95 164H96V162H95ZM105 164H104V165H105ZM141 164H142V163H141ZM169 164H170V165H169ZM175 164H176V165H175ZM118 165H119V164H118ZM97 167H96V168H97ZM162 167H163V166H162ZM72 168H74V167H72ZM103 168H102V170H103ZM113 168H115V169L112 170ZM125 168H126V169L128 168L127 165H126ZM171 168H172V170H170ZM176 168H175V171H176ZM75 169H76V171H79V168H74L73 170H75ZM104 170H103V171H104ZM122 170H123V169H122ZM154 170H156V171H154ZM129 171H130V168L128 169V174H129ZM158 171H159L160 173H159ZM110 172H109V173H110ZM114 172H116V173H114ZM152 172H155V173L158 172V173H156L157 176L155 175V173H152ZM169 172H171V173H169ZM254 172H255V174H257V175H259V174L261 173V172H260V173L258 174V170H255ZM256 172H257V173H256ZM109 173H108V175H109ZM112 173H114V174H112ZM145 173H146L147 175H149V176H148L149 178L147 177V175L145 176ZM82 174H83V172H82ZM160 174H161V175H160ZM117 175H118V174H117ZM152 175H154V176H152ZM260 175H261V174H260ZM86 176H87V177H86ZM88 176H89V177H88ZM98 176H99V177H98ZM162 176H163V177H162ZM167 176H168V177H167ZM85 177H86V179H85ZM144 177L147 178V179H145ZM159 177H160V178H159ZM164 177H165V178H164ZM169 177H170V180H169ZM98 178H99V179H98ZM116 178H117V177H116ZM158 178H159V179H158ZM205 178H206V179H205ZM205 178H203V181H202L203 184H201V185H203L205 188H204L203 186H201L200 189H199L198 191L196 190V194H195V192H193V191L191 192V191H190V192H189V193H190L189 195H187L188 193L185 195V197L188 196V199H187V198H186V199H183V202L180 201V202H182V204L184 203V204L186 205L185 207H183V205H181L180 202H179L180 205H179V203H178L179 208H181V210H182L183 212H181L180 209H179V211H177L178 213H177V212H171V211H168V213L166 214L167 217H168L169 219H172V221H174L176 218H177V219H176L177 221H178V220H179V221L181 220L180 222H177L176 220H175L176 222L174 221L175 223H178V224H180V225H183V224L185 223V221H187L186 224L183 225L187 231H188V227L190 226V227H189V231L192 230L191 232H194V233L197 232L196 234H199V235H200V233H201V235L204 236L205 239H209V241H213V242L216 241L215 243H217V241H218L219 239L221 240V241L219 240L220 242H223V241L225 240L223 237H225V238H226V237H227V238L230 237L231 239H228V240L225 241V242H229V240H230V241L232 240L231 243H234L235 241H237V242H239V243L241 242L242 244H241V243H240V244L243 245L244 243L246 244V242L248 241L249 238L247 239V236H246V235H248V237L252 238V241H251V239H250L249 241H251L253 244H254V242H255V244H254L255 246H260L261 243L264 242V239H263V238H264V235H263L262 233H259L260 235H257V234H258V230H256V228H253V227H254L253 225H252V226H250V225L248 226L247 224H245L246 221H248L247 219H245V220L243 219L244 222H243L242 220H240V222H241L240 225H241L242 227H244L243 229H241V228H242L241 226H239V227H238V226H237V227H234V226H233V227H229V228L226 227V228H225V226H223L224 224H223L222 221H221V220H222V219H221V218H222V214H224V213L221 212L222 210L216 209V208H215L216 206H215L214 204H212V205H211V204H207V205H205L206 207H203L204 209H203V208L201 209V208H198V207H197V208H198V209H197V208L194 206V205H195V204H193L194 201H191V199H193V200L195 199L194 196L199 195V194H200V195L203 194V195H201V198H207V195H208V188H209L208 186H209V183H210L211 181H213V180H212V178H211L210 175L205 176ZM207 178H208V179H207ZM154 179H155V180H154ZM101 180H102V181H101ZM104 180H105V181H104ZM127 180L129 181V183H128ZM86 181H88L89 183H88V182L86 183ZM123 181H124V182H123ZM125 181H126V182H125ZM156 181H157V182H156ZM159 181H160V182H159ZM205 181H208V182L206 183ZM10 182H11V179H10ZM84 182H85V183H84ZM95 182H96L97 184H96ZM106 182H108V183H110V184L108 185V183H106ZM111 182H112V183H111ZM119 182H120V184L124 183L123 185H124V188H126L125 190H124V188H123L122 185H120V187L122 186V187H121L122 190L119 188V186H118V183H119ZM105 183H106V184H105ZM125 183L128 184V185H126ZM145 183H146V184H145ZM154 183H155V184H154ZM166 183H167L168 185H167ZM205 183H206V184H205ZM98 184H99V185H98ZM104 184H105L106 186H105ZM147 184H148V186H147ZM157 184H158V185H157ZM223 184H224V183H223ZM88 185H89V186H88ZM113 185H115V186L117 185V186H116L117 188H116L115 186H113ZM155 185H156L157 187L159 186V187H158L159 189H157ZM9 186H11L10 183H9ZM90 186H91L92 188H91ZM96 186H97V187H96ZM154 186H155V187H154ZM108 187H109V188H108ZM129 187L131 188V190H130ZM141 187H142V186H141ZM202 187H203V188H202ZM113 188H114V189H113ZM115 188H116V189H115ZM118 188H119V192H121V193L124 192V193H123L124 195H123V194H122V195H121V194H120V195L118 194ZM153 188H154V189H153ZM223 188H226V189H227V188H229V187H227V186H223ZM94 189H95V190H94ZM102 189H103V190H102ZM106 189H107V190H106ZM148 189H149V190H148ZM155 189H156V190H155ZM160 189H161V190H160ZM203 189H204V190H203ZM9 190L11 191V190H12V187H11V188L9 187ZM9 190H8V191H9ZM91 190H92V191H91ZM104 190H105V191H104ZM8 191H7V192H8ZM10 191H9V192H10ZM89 191H90V193H89ZM94 191H95V192H94ZM151 191H152L153 193H152ZM155 191H156V193H155ZM203 191H204V192H203ZM227 191H228V190H227ZM232 191H233V190H232V189L230 190V188H229V193L232 192ZM83 192H84V191H83ZM103 192H104V193H103ZM116 192H117V193H116ZM130 192H131V193H130ZM94 193H95V194H94ZM100 193H101V195H100ZM125 193H126V194L128 193V194H127L128 196H127ZM193 193L195 194L194 196H193ZM232 193H234V192H232ZM83 194H84V193H83ZM129 194H130V195H129ZM7 195H12V194H11V192H10V194H7ZM85 195H86V194H85ZM85 195H83V200H84V198H85V197H84ZM99 195H100L101 197H100ZM108 195H109V196H108ZM118 195H119V196H118ZM131 195H132V198H131ZM167 195H168V194H167ZM190 195H191V197H190ZM200 195H199V197H200ZM90 196H89V197H90ZM103 196H104L105 198H104ZM123 196H124V197H123ZM129 196H130V197H129ZM140 196H141V197H140ZM192 196H193V197H192ZM87 197H88V196H86L85 199H87ZM89 197H88V201H89ZM95 197H96V198H95ZM102 197H103V198H102ZM121 197H122V198H121ZM126 197H127V198H126ZM185 197H184V198H185ZM189 197H190V198H189ZM107 198H108V199H107ZM123 198H125V199H123ZM7 199H9L8 196H7ZM10 199H11V196H10ZM139 199H140V200H139ZM141 199H142V200H141ZM229 199H230V198H229ZM233 199H234V198H233ZM233 199L231 198L230 200L233 201ZM93 200H94V202H93ZM103 200H105V201H103ZM106 200H107V201H106ZM122 200H123V202H122ZM125 200H126V201H125ZM157 200H158L160 203H159ZM177 200H178V199H177ZM187 200H189V201H187ZM243 200H244V202H246V203H247V202H248V203L250 202L249 199L246 201V200H245V197L243 198ZM85 201H86V203H88L87 200H84L83 202L85 203ZM117 201H118V202H117ZM231 201H230V203L232 204ZM112 202H114L115 204H113ZM126 202H127V203H126ZM176 202H177V201H176ZM188 202H189V203H188ZM235 202H236V201H235ZM86 203H85L84 207L88 205V204L86 205ZM118 203H119V204H118ZM130 203H131V204H130ZM139 203H138V205H139ZM143 203H144V205H143ZM186 203H187V204H186ZM190 203H191V205H190ZM228 203H229V202H228ZM233 203H234V202H233ZM98 204H99L100 206H99ZM116 204H117V205H116ZM216 204H217V203H216ZM250 204H251V203H250ZM250 204H249V205H250ZM6 205H7V203H6ZM6 205H4V208H5ZM114 205H115V206H114ZM122 205H123V206H122ZM124 205H125L126 207H125ZM157 205H160V206L157 207ZM192 205H193V208L190 207V206H192ZM213 205H214V206H213ZM94 206H96L97 211H98V213H96V216L93 215V214H95L93 211L97 212L96 209L94 208ZM104 206H105V207H104ZM107 206H108V207L111 206V209L108 208ZM112 206H113V207H112ZM116 206H117V207H116ZM133 206H135V207H133ZM209 206H210V207H209ZM87 207H88V206H87ZM106 207H107V209H106ZM115 207H116V208H115ZM127 207H128V208H127ZM138 207H139V208H138ZM188 207H190V208H188ZM207 207H208V208H207ZM6 208H7V206H6ZM6 208H5V209H6ZM101 208H99V210H100ZM103 208H102V209H103ZM113 208H115V209H113ZM120 208H121V209H120ZM123 208H124V210H123ZM129 208H130V210H129ZM136 208H138V211L136 210ZM158 208H160V209H158ZM182 208H183V209H182ZM186 208L188 209V211H187ZM86 209H87V208H86ZM139 209H140V210H139ZM205 209L208 210V211H206ZM211 209H212V210H211ZM131 210H132V211H131ZM162 210H163V209H162ZM200 210H201V211H200ZM204 210L206 211L205 213H204ZM120 211H121V212H120ZM134 211H136V212L134 213ZM186 211H187L188 213H187ZM115 212H114V215H115ZM122 212H125V213L122 214ZM129 212H130L131 215L129 214ZM153 212H155V213H153ZM165 212H166V211H164V213H165ZM179 212H180V213H179ZM185 212H186V213H185ZM212 212H213V213H212ZM101 213H103V212H101ZM101 213H100V214H101ZM133 213L135 214V216H134ZM181 213H182V214H181ZM218 213H219V214H218ZM117 214H118V213H116V215H117ZM125 214H126V215H125ZM153 214H154V215H153ZM156 214H157V216H156ZM176 214H177V215H176ZM178 214H179V215H178ZM180 214H181V215H180ZM185 214H186V215H185ZM189 214H190V215H189ZM214 214H215V215H214ZM101 215H102V214H101ZM182 215H183V216H182ZM184 215H185V216H184ZM187 215H188V216H187ZM212 215H213V216H212ZM241 215H242V214H241ZM124 216H123V217H124ZM133 216H134V217H133ZM177 216H178L180 219H179ZM186 216H187V217H186ZM189 216H191V218H192V217L195 218V217L198 216L197 224H195V223H196V218H195V220H194L193 218L191 219ZM194 216H195V217H194ZM205 216H206V217H205ZM132 217H133V218H132ZM155 217H156V218H155ZM173 217H174V219H173ZM182 217L185 218L184 221L181 219ZM188 217H189V218H188ZM97 218H98V217H97ZM187 218H188V219H187ZM240 218H241V217H240ZM98 219H99V218H98ZM131 219H132V220H131ZM144 219H145V220H144ZM153 219H154V220H153ZM189 219L191 220V222L189 221ZM241 219H242V218H241ZM102 220H103V219H102ZM102 220L100 219L99 221L101 222ZM156 220H157L159 223H158ZM204 220H205L206 225H205V224H202V223H204ZM131 221H133V222H131ZM193 221H194V223L192 224ZM206 221H207V222H206ZM93 222H94V221H93ZM140 222H141V223H140ZM183 222H184V223H183ZM188 222H189V223H188ZM209 222H210V223H209ZM130 223H129V224H130ZM181 223H182V224H181ZM150 224H151V225L153 224V228H151L152 226H151ZM156 224H157V225H156ZM187 224H189V226H188ZM191 224H192V225H191ZM207 224H208V225H207ZM130 225H131V224H130ZM130 225H129V226H130ZM141 225H142V226H141ZM149 225H150L151 227H150ZM201 225H205L204 228H201V227H203V226H201ZM246 225H247V226H246ZM129 226H128V230H129ZM148 226H149V227H148ZM196 226H197V227H196ZM198 226H199V227H198ZM184 227H183V228H184ZM245 227H246V228H245ZM248 227H249V228H248ZM251 227H252V229H253L254 231H253L252 229H250ZM149 228H150V229H149ZM193 228H194L195 230H197V231H195V230L193 231ZM214 228H215L214 231L217 232V235H215L216 233H215L214 231H212V233H211V230H213ZM217 228H218V229H217ZM220 228H222V229H220ZM231 228L234 229V232H230V229H231ZM227 229H229V230H227ZM236 229H237V230H236ZM238 229H239V230H238ZM128 230H127V231H128ZM149 230H150V231H149ZM198 230H199V232H198ZM202 230H203V231H202ZM205 230H206V231H205ZM245 230H247V231H245ZM250 230H251V231H250ZM200 231H201V232H200ZM208 231H209V232H208ZM221 231H222V232H225L227 235L225 234V236H224V234H223ZM231 231H233V230H231ZM237 231H238V234H237ZM248 231H250V232H248ZM255 231L257 232V234L255 233ZM202 232H203V233H202ZM204 232H205V233H204ZM229 232H230V234L228 235ZM239 232H240V233H239ZM244 232H245V233H244ZM246 232H248V234H246ZM128 233H129V232H128ZM254 233H255V234H254ZM88 234H89V233H88ZM148 234H149V235H148ZM152 234H153V235H152ZM204 234H205V235H204ZM206 234H208V235L211 234V235L207 236ZM213 234H214L216 237H215ZM236 234L239 235V236H237ZM242 235H243V236H242ZM244 235L246 236V240H247V241H246V240H243L244 237H245ZM254 235H255V236H254ZM126 236H127V233H126ZM151 236H152V237H151ZM213 236H214V237H213ZM251 236H252V237H251ZM256 236H257V237H256ZM154 237H155V238H154ZM204 237H203V238H204ZM209 237H210V238H209ZM212 237H213V238H212ZM232 237H233V238H232ZM254 237L256 238V239H254V240H257V241H254V240H253ZM142 238H143V236H142ZM142 238H140V240H139L140 242L143 241ZM227 238H226V239H227ZM126 239H128V238H126ZM213 239H214V240H213ZM215 239H218V240H215ZM223 239H224V240H223ZM102 240H105V239H102ZM146 240H148V241H146ZM156 241H155V242H156ZM219 241H218V243H220ZM95 242H96V239H95ZM237 242H236V243H237ZM243 242H244V243H243ZM251 242H249V243L252 244ZM260 242H261V243H260ZM141 243H142V242H141ZM151 243H152V242H151ZM236 243H235V244H236ZM237 244H238V243H237ZM247 244H248V242H247ZM259 244H260V245H259ZM1 245H3V247L1 246L2 249L0 248V249H1V251H0V263H1V264H9V261L12 262V260H9L8 258H6L5 253H6L8 250H10V249H8V248H4V244H1ZM81 245H82V243H81ZM93 245H95V243H94ZM97 245H98V244H97ZM147 245H148V243H147ZM263 245H264V244H263ZM5 246H6V245H5ZM95 246H96V245H95ZM6 247H7V246H6ZM11 247H12V248H11ZM11 247H10V248L13 249V252H15V251H14V247H13V246H11ZM126 247L128 248V246H126ZM261 247H262V245H261ZM3 248H4V249H3ZM132 248H133V247H132ZM5 249H6V250L8 249V250L6 251ZM129 249H130V248H129ZM133 249H134V248H133ZM133 249H131V250H133ZM135 249H137V248H135ZM2 250H3V251H2ZM127 250H128V249H127ZM4 251H5V252H4ZM10 251H11V250H10ZM133 251H134V250H133ZM133 251H132V252H133ZM137 251H138V250H137ZM13 252H12V255H14ZM125 252H126V251H125ZM8 253H9V252H7L6 255H9V254H10V253H9V254H8ZM1 254H2V255H1ZM16 254H17V253H16ZM131 254H132V253H131ZM136 254H137V253H136ZM131 256H132V255H131ZM7 257H8V256H7ZM1 258H2V259H1ZM5 258L8 259L9 261L7 260V262H6V259H5ZM132 258H133V257H131V259H130V257H129V260H131V261H129V260L127 259V260H128L127 263H129V264L131 263V264H132V263H133ZM146 258H147V257L143 258V262H144V260H145ZM148 259H149V258H147V260H145V261H148ZM1 260H2V261H1ZM127 260H126V261H127ZM135 260H136V259H135ZM149 260H150V259H149ZM83 261H84V260H83ZM137 261H138V260H137ZM73 262H74V261H72V263H73ZM134 262H135V261H134ZM151 262H152V261H151ZM12 263H13V262H12ZM12 263H10V264H12ZM76 263L79 264L78 261H77ZM137 263H138V262H137ZM141 263H142V260H141ZM144 263H145V262H144ZM149 263H150V261H149L147 264H149ZM125 264H126V263H125ZM135 264H136V263H135Z\"/></svg>","mask_w":264,"mask_h":264}]
</instances>
